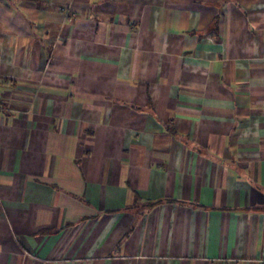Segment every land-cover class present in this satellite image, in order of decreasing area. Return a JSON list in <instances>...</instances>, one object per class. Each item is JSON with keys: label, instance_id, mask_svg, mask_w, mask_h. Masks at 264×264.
Wrapping results in <instances>:
<instances>
[{"label": "crops", "instance_id": "0c3cea01", "mask_svg": "<svg viewBox=\"0 0 264 264\" xmlns=\"http://www.w3.org/2000/svg\"><path fill=\"white\" fill-rule=\"evenodd\" d=\"M0 264H264V0H0Z\"/></svg>", "mask_w": 264, "mask_h": 264}]
</instances>
